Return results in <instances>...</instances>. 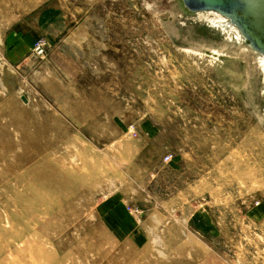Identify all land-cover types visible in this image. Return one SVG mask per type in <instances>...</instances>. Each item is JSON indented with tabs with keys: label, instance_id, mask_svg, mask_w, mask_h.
Wrapping results in <instances>:
<instances>
[{
	"label": "rangeland",
	"instance_id": "obj_1",
	"mask_svg": "<svg viewBox=\"0 0 264 264\" xmlns=\"http://www.w3.org/2000/svg\"><path fill=\"white\" fill-rule=\"evenodd\" d=\"M227 30L180 0H0V264H264V68Z\"/></svg>",
	"mask_w": 264,
	"mask_h": 264
},
{
	"label": "water",
	"instance_id": "obj_2",
	"mask_svg": "<svg viewBox=\"0 0 264 264\" xmlns=\"http://www.w3.org/2000/svg\"><path fill=\"white\" fill-rule=\"evenodd\" d=\"M191 12L215 11L240 31L244 41L264 55V0H180Z\"/></svg>",
	"mask_w": 264,
	"mask_h": 264
},
{
	"label": "bare ground",
	"instance_id": "obj_3",
	"mask_svg": "<svg viewBox=\"0 0 264 264\" xmlns=\"http://www.w3.org/2000/svg\"><path fill=\"white\" fill-rule=\"evenodd\" d=\"M196 13H198L199 16H201V17H206V18H208V19H211V20H214V21H218L219 23H221V25H223L224 28H228L229 32H230V31H233L234 35H236V36H235L236 38L240 37V38L243 39V37H242L240 31L238 30V28H237L235 25H232V24L230 23V21H229V20H226L227 18H226L225 16L221 15L220 13L215 12V11L196 12ZM228 30H227V31H228ZM242 39H241V40H242ZM243 41H244V39H243ZM244 42H246V41H244ZM246 43H247V42H246ZM247 44H248V43H247ZM248 46H249V45H248ZM249 48L251 49V51H252L253 53H255V55H256L257 57L260 56V57H259V59H260L259 61H261L260 63H262V66H263V68H264V55H262V54H260L259 52L253 50L250 46H249Z\"/></svg>",
	"mask_w": 264,
	"mask_h": 264
},
{
	"label": "crops",
	"instance_id": "obj_4",
	"mask_svg": "<svg viewBox=\"0 0 264 264\" xmlns=\"http://www.w3.org/2000/svg\"><path fill=\"white\" fill-rule=\"evenodd\" d=\"M15 35H17L16 40L19 44L16 48L12 49L13 50L12 60L20 61L24 57H27V54L31 50V46H32L31 41L32 39H34V37L29 32H26L25 34H23V32H21L20 30L17 31Z\"/></svg>",
	"mask_w": 264,
	"mask_h": 264
},
{
	"label": "built area",
	"instance_id": "obj_5",
	"mask_svg": "<svg viewBox=\"0 0 264 264\" xmlns=\"http://www.w3.org/2000/svg\"><path fill=\"white\" fill-rule=\"evenodd\" d=\"M46 49H47L46 42L43 39H38L34 45L33 55L44 56L46 53ZM170 158H171L170 155L166 156V160H169Z\"/></svg>",
	"mask_w": 264,
	"mask_h": 264
}]
</instances>
